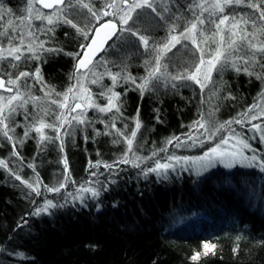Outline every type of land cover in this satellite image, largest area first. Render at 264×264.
<instances>
[{"label":"trees","instance_id":"obj_1","mask_svg":"<svg viewBox=\"0 0 264 264\" xmlns=\"http://www.w3.org/2000/svg\"><path fill=\"white\" fill-rule=\"evenodd\" d=\"M188 2L174 0L173 10L190 16V12L183 11ZM0 6L5 10L6 19L26 14V0H0ZM151 21L149 26L136 27L150 38V44L160 43L167 36V26L158 17ZM34 24L45 30L36 35L47 42L46 48L62 51L44 53L40 61H27L26 65L21 64V69L34 70L39 65L44 80L57 92L65 91L75 83L70 79L75 61L64 53L76 51L83 38L63 24L55 25L54 32L47 31L53 26L46 21L36 20ZM32 30L35 31V27ZM113 40L114 46H106L98 59L108 61L107 67L113 73L126 66L127 73L137 77L139 83V78L146 75L144 61L150 58L149 53L127 33ZM182 54L185 55L180 56L182 58L162 61L168 63L169 73L175 75L190 68L198 57L191 50ZM0 67L15 74V70L7 67V61ZM95 71L103 73L105 67L99 65ZM212 76L213 83L203 93L197 84L188 80L169 79L166 85L163 81L154 82L153 90L143 96L130 82L121 80L117 84L114 90L121 93L123 116L115 121L116 129L124 131L127 123L131 130L134 127L132 118L139 110L142 127L137 133L134 151L148 158L135 161L139 167L129 163L111 170L103 166L90 168L89 161L112 163L126 149L123 142L113 143L121 139L115 129H106L100 122L110 123L113 113L106 115L96 109H87V118L92 123L78 125L73 121L74 131L67 125L61 129V133H73L63 144V152L57 142L60 140L38 146L35 132L31 133L33 138L26 139L23 145L18 144L17 151L23 160L16 157L8 162L13 172L20 176L29 173L30 178L39 173L43 184L48 185L52 178L65 174L63 157L66 156L75 184L70 181L60 193L46 192L41 185L42 195L37 196L8 170L0 168V264H264V172L259 168L216 167L198 177L180 174L167 179L144 175L152 163L163 156L198 155L216 145L227 129L228 132L232 129L242 132V126L233 123L231 128L226 126L208 140L204 129L197 131L190 127L200 119L201 113L210 120V130L219 123L239 118L240 113L257 102L264 88V81L243 71L238 73L231 67L222 72L214 71ZM85 83L98 104L107 103L98 95L100 87ZM103 84L111 87L112 81L104 76ZM29 86L33 95L43 98L36 102V108L29 101L26 105L29 113L35 115L42 108L60 111L47 103L40 84L29 80ZM212 91L216 94L209 99ZM20 103L16 101L14 106ZM210 110L213 115L209 117ZM32 115L26 120L25 108L16 107L13 123L20 125L16 127L17 137L23 138L24 125L32 121ZM46 119L54 120V116L50 114ZM46 131L49 136L55 135L51 130ZM105 131H110L111 135H104ZM173 137H180V140L166 144ZM165 146L166 151H159ZM9 148L13 150L12 144L0 137V159ZM153 152L157 154L153 156ZM259 153L258 157L264 159V151ZM129 158L134 159L131 154ZM29 164L35 165V172L27 166ZM91 172H96V176L90 175ZM88 180L94 182L93 187L101 188L99 198H85L84 204L71 200L68 193ZM102 185H107L106 191ZM46 199L64 206L50 209V215H34L35 209ZM204 242L215 244V253L202 254L198 261H192L194 252L203 253ZM237 244L238 251L234 252Z\"/></svg>","mask_w":264,"mask_h":264},{"label":"snow or ice","instance_id":"obj_2","mask_svg":"<svg viewBox=\"0 0 264 264\" xmlns=\"http://www.w3.org/2000/svg\"><path fill=\"white\" fill-rule=\"evenodd\" d=\"M173 3L174 0H99V2L97 0H26V14L7 19L5 18V10L0 6V66L7 61V67L15 70V74H13V72L5 71L3 67H0V91L12 93L7 97L0 95V137L12 144V155L21 161L23 160L17 151V145H23L26 139L33 138L32 132L37 134L38 146H43L45 142L60 140V150L63 152L61 135L69 136L73 133L69 131L61 133V129L65 125L68 128H73V121L78 125L92 123L87 118V109H96L106 115L113 113L110 117V123L103 120L100 122L105 124L106 129H115L116 135L121 139L114 140L113 143L123 142L126 144V149L121 157L112 163L99 161L92 163L89 161L90 168L99 169L103 166L111 170L119 164L129 163L133 167H139L135 161L148 159L138 156L134 151L137 133L142 127L139 110L132 118L134 127L131 130L128 129L127 123L124 124V131L116 129L115 126V121L123 116L121 93L114 90L121 80L134 84L141 96L145 92L153 90L154 82L163 81L166 85L169 79L172 81H192L200 87L203 93V90L208 88L210 83H213V72H222L228 67L238 73L243 71L250 77L254 76L257 80L264 81V0H189L183 6V11L190 12V16H184L181 11H174ZM236 8H247L250 11H229V9ZM43 9H48L49 12L45 13ZM145 9L150 10L151 14L164 21L167 26V36L160 43L153 41L150 44V38L136 27ZM36 20L46 21L47 25L53 26L47 28L48 32H54L55 25L63 24L74 29L77 35L83 38L76 51L64 53L71 56L75 61L74 71L70 76V79L74 80L75 83L69 85L65 91L57 92L53 86L49 85L44 80L39 65L34 70H29L26 67L21 69V64L26 65L27 61H40L44 53L62 51V49L46 48L47 42L39 40L36 33L43 34L45 30L34 24ZM33 27H35V31L32 30ZM125 33L135 37L145 52L150 55V58L144 61L146 75L139 78V83H137V77L127 73L126 66L122 67L119 72L113 73L107 67L108 61L98 59L100 54L106 51V46L108 48L114 46V37L119 40ZM109 41H113V44H109ZM184 41L189 42L195 48L196 53H199V56L190 68H185L173 75L168 72V63H162V61H165L167 54L172 49ZM193 54L195 55V53ZM99 65L105 67L103 73L95 71ZM89 74L91 79H89ZM104 76L111 79V87L103 84ZM29 80L41 85L40 91L47 98V103L55 105L56 108L60 109L59 112H55L51 108H42L35 115L28 112L26 105L29 101H32L33 107L36 108V102L43 99L31 93ZM21 81H24L23 85ZM85 82L100 87L101 91L98 95L104 98L107 103L98 104L94 99L92 90L86 86ZM22 87L24 88L23 92L21 91ZM215 94L216 92L212 91L209 99L211 95ZM25 96L28 97L27 100ZM54 96L58 98H53ZM16 101L21 102L17 105L18 107L25 108L26 120L32 115V121L24 125L23 138L15 135L16 127L20 126L13 123V114L17 107L14 106V102ZM72 113H76V115L69 119L68 117ZM50 114L54 116V120L46 119ZM207 115L210 117L213 112L210 110ZM260 118H264V90L258 94L257 102L245 112L240 113L239 118L219 123L214 130H210V120L205 118L204 113H201L200 119L194 121L190 127L197 131L204 129L208 133L206 139L211 140L216 133L225 129L226 126L231 128V125L236 123L243 127L245 121L250 123ZM252 127L260 133V140L264 142V128L260 124H253ZM46 130L55 132L56 136H49ZM97 134L100 133L97 132ZM103 134L111 135V132L105 131ZM173 140L179 141L180 137L170 138L166 144H172ZM233 140L235 143H230ZM203 142L201 141V143ZM243 149L255 152V149L239 133H236L235 129H232L228 136H222L219 142L205 152L203 156L195 158L169 156L168 160L176 161L177 164L181 161L184 164L189 161L193 164L202 162V168L213 166L215 163H221L227 168L239 164L242 167H256L264 172V159L255 154L247 156ZM166 150L165 146L159 151ZM129 154L134 159L130 160ZM156 154L153 152V156ZM63 164L65 174L57 184L49 186L43 184L39 173H36L35 177L31 179H25L9 169L6 160L0 159V168L8 170L16 180L37 196L42 195L41 185L46 192L60 193L70 181L75 184L71 178L66 156L63 157ZM27 166L32 168L33 172L36 171L35 165L29 164ZM169 169L175 170L172 163L157 161L155 167L147 169L144 175L147 176L151 172L167 179ZM96 174V172L90 173L92 176H96ZM110 182L115 183V181ZM93 183L92 180L85 181L77 187L75 194L70 192L68 196L81 204H84L85 193H89L93 199H98L101 188L93 187ZM95 183L100 184L99 181H95ZM102 188L106 191L107 185H102ZM65 200L67 202V197ZM63 206L46 199L42 206L35 209L33 214L37 216L42 213L50 215V209ZM237 239L239 240V237ZM216 247L215 244L204 242L203 253L194 252L191 260L198 261L202 254H214ZM238 248L239 245L237 244L233 251L237 252Z\"/></svg>","mask_w":264,"mask_h":264},{"label":"rangeland","instance_id":"obj_3","mask_svg":"<svg viewBox=\"0 0 264 264\" xmlns=\"http://www.w3.org/2000/svg\"><path fill=\"white\" fill-rule=\"evenodd\" d=\"M37 7H39V5H37ZM43 11L45 12V13H47V12H49V10L48 9H43ZM156 18V16L154 15V14H151L150 13V10H148V9H145L144 10V14L143 15H141L140 16V18H139V21L137 22V27H139L140 28V26L142 25V24H148V26L151 24V20H154ZM158 23H159V21H158ZM185 45H187V46H185ZM213 47H214V45H213ZM190 50L193 52V53H195V54H197V56H199V53H196V50H195V48L189 43V42H187V41H184V42H182V44H180V45H177L176 46V48H174V49H172V51L171 52H169L168 54H167V57L165 58V60H171V59H173V60H175L177 57H180V56H183L184 54H182L183 52H188V53H190ZM185 56V55H184ZM183 56V57H184ZM180 58H182V57H180ZM264 88H262V90H263ZM12 93H6V92H3V91H0V95H3V96H5V97H7V96H9V95H11ZM77 111H79V110H77ZM74 115H76V113H72L71 115H70V117L71 116H74ZM69 118V117H68ZM245 123H247V124H245L242 128L243 129H241L242 130V132H239V134L241 135V137L243 138V139H245L246 141H247V143L248 144H250L251 145V147L253 148V149H255V152L253 153V152H251V151H248L247 149H243V152H244V154L245 155H247V156H252V155H257L258 156V154H260L259 152H261V151H264V142H261V140H260V133L256 130V129H254L253 127H252V125L253 124H260L261 126H262V128H264V118H260V119H257V120H254V121H251L250 123L249 122H247V121H245ZM236 132V131H235ZM231 132H228V129H227V131L226 132H224L223 134H222V136H228L229 134H230ZM237 133V132H236ZM246 133V134H245ZM56 136V133H55V135H53V137H55ZM67 137L68 136H64V137H62L61 139L63 140V144H66V140H67ZM59 144H60V141H57ZM219 142V141H218ZM230 143H235V140H233V141H230ZM215 145H213V146H211V147H208L206 150H204L201 154H198V155H191V156H189V155H185V156H178V157H190V158H195V157H199V156H203L204 155V153L205 152H207L209 149H211L212 147H214ZM9 147V146H8ZM8 150V149H7ZM12 151L13 150H11V148H9V150L8 151H5V157L3 158L4 160H6L7 162H12L13 161V158H16V156H13L12 155ZM125 151V150H124ZM124 151H122L121 153H123ZM129 156H130V154H129ZM169 156H176V155H168V156H163L161 159H159V160H156L155 162H153L152 163V165H151V167H149V168H152V167H155V163L157 162V161H159V162H161V163H165V162H168V163H172L173 165H174V168H175V170H173V169H169L168 170V172H167V177L168 176H175V175H180V174H184V175H188V176H201V175H203L204 173H206L207 171H209V170H211V169H214V168H216V167H220V168H224V169H230V168H227V167H225L223 164H221V163H215L213 166H210V167H207V168H202L201 167V163L202 162H197L196 164H193L191 161H189L187 164H184V162L183 161H181L179 164H177L176 163V161H169L168 160V157ZM130 159V158H129ZM131 160V159H130ZM236 166H238V167H242V166H240L239 164H237ZM235 166V167H236ZM148 168V169H149ZM233 168V167H232ZM147 176H153L154 178H161L162 179V176H158L156 173H151V172H149L148 174H147ZM23 178H25V179H31L30 178V174L28 173L27 175H25V176H22ZM63 176L61 175V176H59V177H57V178H52L51 180H49L48 181V185L49 186H52V185H55V184H57L58 183V181L62 178ZM25 187V186H24ZM27 188V187H26ZM28 190H30L29 188H27ZM76 189H77V187L74 189V190H72V193H76ZM31 191V190H30ZM84 196H85V198H90L91 196H90V194L89 193H85L84 194ZM70 199L72 200V197H70ZM70 200V201H71Z\"/></svg>","mask_w":264,"mask_h":264},{"label":"water","instance_id":"obj_4","mask_svg":"<svg viewBox=\"0 0 264 264\" xmlns=\"http://www.w3.org/2000/svg\"><path fill=\"white\" fill-rule=\"evenodd\" d=\"M109 42H110V41H109ZM101 54H102V53H101ZM101 54H100V55H101Z\"/></svg>","mask_w":264,"mask_h":264}]
</instances>
